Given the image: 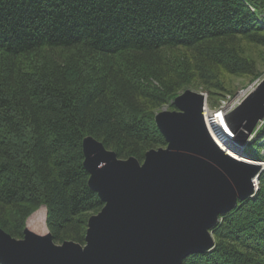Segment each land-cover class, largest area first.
<instances>
[{
  "label": "trees",
  "instance_id": "obj_1",
  "mask_svg": "<svg viewBox=\"0 0 264 264\" xmlns=\"http://www.w3.org/2000/svg\"><path fill=\"white\" fill-rule=\"evenodd\" d=\"M263 55L264 0H0V228L22 238L44 206L54 242L84 244L103 202L83 140L141 162L167 145L163 106L189 88L216 106ZM244 145L264 161V124ZM212 234L181 264H264V169Z\"/></svg>",
  "mask_w": 264,
  "mask_h": 264
},
{
  "label": "water",
  "instance_id": "obj_2",
  "mask_svg": "<svg viewBox=\"0 0 264 264\" xmlns=\"http://www.w3.org/2000/svg\"><path fill=\"white\" fill-rule=\"evenodd\" d=\"M204 101L187 89L171 101L174 110L162 108L155 122L167 145L147 151L141 162L118 158L86 137L84 166L103 207L88 219L84 244L54 242L45 214L39 223L27 219L22 238L0 228V263L181 264L210 251L219 216L254 195L264 166L219 147L205 126ZM224 120L243 145L264 121V77Z\"/></svg>",
  "mask_w": 264,
  "mask_h": 264
},
{
  "label": "rangeland",
  "instance_id": "obj_3",
  "mask_svg": "<svg viewBox=\"0 0 264 264\" xmlns=\"http://www.w3.org/2000/svg\"><path fill=\"white\" fill-rule=\"evenodd\" d=\"M260 62V65H259V75L250 81V79L248 78H237V77H230V79H226V83L228 84V88L229 90L226 91L225 95L224 96H220V98H217L218 102H217V105L212 107L210 105V102H211V96L209 94L208 91L206 90H202L201 88H198V89H192V88H189V90L191 91H194V92H197V93H200L202 95H205L206 98H207V104L210 108H217L219 106V104L222 102V101H227L228 98H226L227 95H233L235 94L238 90L240 89H244V88H247L248 85H250L251 83H253L252 87L248 90V92L246 93V95L244 96V99L257 87V85L259 84V82L261 81V79L264 77V55L262 56V59L259 60ZM187 90V89H186ZM184 92V91H183ZM182 93V92H181ZM244 99L237 105L235 106L234 108H232L229 112L233 111L236 107H238L239 105H241V103L244 101ZM162 108H167L168 110H174V109H170L169 106H163ZM162 108L158 111L160 112L162 110ZM157 112V113H158ZM228 112V113H229ZM264 124V122H263ZM263 124L257 129V133L260 131V129L262 128ZM210 134V133H209ZM256 135V133L252 136V138ZM232 147V145H230ZM234 147V146H233ZM232 147V148H233ZM244 147L245 145H238V146H235V149L236 151L235 152H230L228 151L230 154L234 155V153H236L237 151L239 150H243L244 151ZM227 151V150H226ZM238 155V156H237ZM238 157H242V158H248V159H251L253 160V158H250V157H247L246 155L244 154H241L238 153L236 154V158ZM255 160V159H254ZM255 161H259V160H255ZM259 162H262V161H259ZM259 166V165H258ZM263 167V165H262ZM258 186V185H257ZM258 189V188H257ZM254 188V190H257ZM256 192V191H255ZM45 214H46V209L44 206L38 208L36 211H34L28 218V221L31 222V223H39L41 222L44 218H45ZM221 216V215H220ZM219 216V217H220ZM43 218V219H42ZM213 235V234H212Z\"/></svg>",
  "mask_w": 264,
  "mask_h": 264
},
{
  "label": "built area",
  "instance_id": "obj_4",
  "mask_svg": "<svg viewBox=\"0 0 264 264\" xmlns=\"http://www.w3.org/2000/svg\"><path fill=\"white\" fill-rule=\"evenodd\" d=\"M253 83H251L250 85H248L247 88L244 89H240L238 90L235 94L233 95H227L226 98L227 101H222L219 106L217 108H210L207 104V98L205 97V101H204V105H203V110L202 112L204 113V122L206 123L207 119H209V125H211L212 127L214 125L217 126L218 131H219V137L217 136V139H215L211 132L210 129L208 128V125L206 124V127L208 128L207 130H209L210 135L212 136V138L215 140V142L219 145L223 144L226 147H230V143L228 144L226 141H231V138L233 136L232 131L229 129V127L226 125L225 120H224V116L235 106H237L243 99L244 96L246 95V93L248 92V90L252 87ZM264 121H261L258 126L260 127L263 124ZM257 126V127H258ZM258 127V128H259ZM214 128V127H213ZM255 130V132L249 137L252 138V136L256 133L257 129ZM215 132V130H214ZM213 133V132H212ZM215 134V133H214ZM228 138H230L229 140H227ZM220 141V142H219ZM244 145V144H243ZM222 148V147H221ZM224 150V149H223ZM229 151V150H227ZM264 162V161H262ZM264 166V164H263ZM258 180H253V186L255 189L258 188ZM256 191V190H255Z\"/></svg>",
  "mask_w": 264,
  "mask_h": 264
},
{
  "label": "bare ground",
  "instance_id": "obj_5",
  "mask_svg": "<svg viewBox=\"0 0 264 264\" xmlns=\"http://www.w3.org/2000/svg\"><path fill=\"white\" fill-rule=\"evenodd\" d=\"M202 116L204 117L205 115H204V113L202 112ZM206 120H207V122L205 123V126H206V124L208 125V128L210 129V132H211V134H212V136L215 138V139H217V136L219 137V131H218V128H217V126L216 125H214L213 127L211 126V125H209V119H207L206 118ZM207 128V127H206ZM207 128V129H208ZM214 130H215V132H214ZM208 132H209V130H208ZM213 132V133H212ZM215 133V134H214ZM211 136V137H212ZM230 138H228L227 140H229ZM233 139H234V136H232V138H231V141L229 142V141H226L229 145H232V146H234V149H235V146H237L236 144H235V142L233 141ZM220 142V141H219ZM220 147H222V149H224V150H229L231 153H232V151L228 148V147H226V146H224L223 144H221L220 145ZM236 151V149L234 150V152ZM241 152V150H239V151H237L236 153H234V157L236 158V154H238V153H240ZM233 154V153H232ZM238 156V155H237ZM238 159H240V160H243L244 162H247V163H249V164H254V165H256V166H260V167H262V165L264 164V162H259V161H254V160H251V159H244V158H240V157H238ZM43 219V218H42Z\"/></svg>",
  "mask_w": 264,
  "mask_h": 264
}]
</instances>
